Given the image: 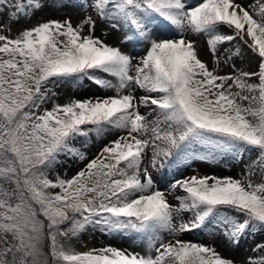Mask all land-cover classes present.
<instances>
[{"label": "snow or ice", "instance_id": "snow-or-ice-1", "mask_svg": "<svg viewBox=\"0 0 264 264\" xmlns=\"http://www.w3.org/2000/svg\"><path fill=\"white\" fill-rule=\"evenodd\" d=\"M42 7L41 0H0V20L18 22ZM86 7L114 28L128 24L149 45L138 63L94 36L91 15L75 27L49 20L16 38L0 34V264H235L215 247L180 236L215 224L239 243L247 230L264 229V172L260 183L251 169L242 179L175 180L170 187L184 195L173 206L145 160L151 149L156 168L161 157L187 158L208 145L255 149L264 169V0L248 7L235 0H89ZM158 21L174 35H157ZM5 29L10 32L0 23V33ZM188 32L206 35L213 56L218 44L239 39L256 56L257 69L209 70ZM85 79L115 95L64 104L52 99V82ZM110 132L116 138L74 176L49 178L62 156L87 159L75 147L78 138ZM183 212L192 218L183 219ZM92 225L134 234L146 253L111 245L76 251L72 241ZM245 264H264V255Z\"/></svg>", "mask_w": 264, "mask_h": 264}, {"label": "rangeland", "instance_id": "rangeland-1", "mask_svg": "<svg viewBox=\"0 0 264 264\" xmlns=\"http://www.w3.org/2000/svg\"><path fill=\"white\" fill-rule=\"evenodd\" d=\"M57 1V2H56ZM43 7L41 10L46 9L45 15V21L49 20H56L58 21H64V20H73V17L78 14L81 15L83 19H85L86 16L91 15L93 19L95 20V26L97 28H100L102 32H106L107 34L111 35L112 37L116 38L119 42L116 44V47L120 48V50L126 54H129L133 56L134 63H138L139 58L142 57L147 50H144L143 48L146 47L145 45L141 48L142 50L137 52H130V47L136 48L137 45H142V42L139 41V37L135 35L136 38V44L134 42H130L129 39L125 36H129L132 34V30L129 27L128 24L122 23V28L120 30L113 29L109 26L111 23L110 20L102 19L98 17L94 10L91 8L86 7V4L89 2V0H41ZM200 2V0H186V3L190 5H196ZM235 2H237L235 0ZM57 4V6H56ZM41 10L35 12L34 15H30L28 17H24L19 19L17 22L16 20L9 21L7 17H4L3 20H0V23L8 24L10 27V32L5 29L2 33L4 35H8L10 38H16L24 29L31 28L29 26V23H31L34 19H37L39 13H41ZM88 11V12H87ZM249 11H252L249 9ZM43 16V15H42ZM160 22L158 21L157 25H159ZM153 25L154 28L157 29V32L160 30L167 29L168 26L161 24V26ZM131 30V31H129ZM226 32L231 35L232 33L225 28ZM129 32V33H128ZM187 39H190L195 42V46L198 51L199 58L207 64L209 70H215L217 74L219 75H229L233 74L234 71H244V72H253L257 69L258 60L256 56H254L251 51L243 44L242 41L239 39H234L230 42H224L217 45V48L220 50L218 51L216 48V55L213 56L212 53L209 51L208 48V37L203 34H194L192 32H188L185 34ZM133 36V34H132ZM126 37V42L124 41ZM149 47V45H147ZM239 50L240 55H234V53ZM231 56V60H228L227 57ZM240 57H242L241 60ZM218 58V62H217ZM239 58V59H238ZM224 60L227 61V63L222 64ZM231 62V64L235 65V70L233 67H226ZM231 69V70H230ZM100 78L102 79H113L112 77H108L104 74H98ZM255 80L256 78L253 77ZM252 78V79H253ZM252 81V80H251ZM250 81V82H251ZM50 94L54 92L56 95L60 92L62 93L61 100L64 103L69 102L71 99H78V100H84L87 98H94V97H106V96H112L115 95L114 90L110 89H104L96 85L94 82L90 80H83L78 85L72 84L69 82H52L49 84ZM235 91V89H233ZM99 91V92H98ZM99 94V96H98ZM137 95H142L143 93L141 91H137ZM52 97L53 100L58 102L57 96ZM44 107L51 108L52 102L49 101L44 105ZM149 111L148 109L141 108L142 113H146ZM117 133L110 132L106 133L101 137H97L95 134L91 135V141L92 146L89 148H86V150H82L77 144L76 141L74 142L75 147L79 149L81 152L85 153L87 156V159L85 161H79L75 158L62 156L60 158V162L56 165V168L53 173L50 174V179H55L56 174L58 173L61 177L67 179L74 176L79 170L84 168L85 164L88 160H91L92 158L96 157L98 153L101 151V149L107 144L109 141L116 138ZM87 139V138H86ZM210 147L208 145H199L197 146L196 152L193 155H190L187 158H180L177 159L175 156H173L170 159H165L161 157L162 166L158 165L156 168H152L150 165L151 160V149L147 152V158L145 160V164L149 167V170L152 174L153 181L156 185V187L165 192L166 196L168 194V191L170 192H176L177 196L184 195L182 191L179 189H172L170 185L175 180L183 179L186 177H191L193 175H209V176H218V177H232L235 179H242L251 169L255 172V176L253 177V180L255 183H260L262 176L261 173L264 172V169L257 166V160L259 158L258 151L255 149H248V150H242L240 153L232 152L230 155H234V161L238 165L241 166V170L237 175H229L228 173L224 172L223 170H220L218 168L214 169V165H211L212 167H208L206 171H196L194 170V167H192L190 164L192 162H195L194 156L195 154L199 153L201 147ZM238 155H240V158L238 160ZM241 155L243 159L241 160ZM185 161H190L185 165ZM194 165V163H193ZM169 183V184H168ZM58 191V190H55ZM168 199V197H167ZM170 202V201H169ZM172 204V202H170ZM173 206H178V201L176 199L175 204H172ZM181 217L185 220H189L192 218L191 212H183L181 213ZM105 231H103L99 226H88L84 231H82L78 238L74 239L72 241V244L75 248V250H80V252L87 251L88 249L92 248H101L105 246H113L118 249H123L122 245L119 243H116L117 241H109L104 239ZM134 236V234H131ZM167 237V234H165ZM129 238V237H128ZM139 239V238H137ZM180 239L185 241H192L195 243H199L202 245L212 246L215 247L218 253H220L223 257L231 259L235 261V264H245L246 260L249 257L257 258V255H260V251L262 248L258 251H254V249L257 248V245H264V229H261L257 227L256 229H249L247 230L244 235L239 239V243H236L237 251H239L238 256L232 257L227 256V253L225 252L223 246L220 242L216 239L214 234L208 231L206 228L204 229H196L192 232H185L181 234ZM140 240V239H139ZM144 246L145 243H144ZM264 249V248H263ZM146 250V247H145ZM133 251V250H132Z\"/></svg>", "mask_w": 264, "mask_h": 264}, {"label": "bare ground", "instance_id": "bare-ground-1", "mask_svg": "<svg viewBox=\"0 0 264 264\" xmlns=\"http://www.w3.org/2000/svg\"><path fill=\"white\" fill-rule=\"evenodd\" d=\"M236 1H237V3H240V4L244 5L245 7H248L250 5L257 3V0H236ZM56 6H57V4H56ZM48 8L49 7H47L46 9H48ZM46 9L41 10V13H39V15L37 16L38 18L34 19L31 23H29V26L32 25L31 27H33V26L37 25L38 23L46 22L45 21L46 20L45 15H44L46 13ZM249 9L252 10V8H249ZM78 14H76L73 17V20L71 21L74 27L80 25L84 21L82 16L78 15ZM113 23H115V22L111 21L109 26L111 28H113L114 30L115 29L120 30L122 28V22L119 24V27H116V28L112 27ZM87 30H88L87 25H85V32H87ZM221 33L226 34V35L229 34L228 32H226L225 28H221ZM157 35L172 36V35H174V32L170 28H167V29L163 28V30H160L157 32ZM94 36L99 37L100 39H102L104 41V43H106L110 46L116 47V44L118 42V40H116V38L112 37L111 35L107 34L106 32L105 33L102 32L101 29L97 28L96 26H95V30H94ZM134 37H135V35L132 36V34H130L129 36H127V39H129L131 42L132 40H134L133 39ZM147 48L148 47H144L143 49L147 50ZM129 49H130V52H137V51L142 50L138 47L137 48L130 47ZM217 50L219 51L220 49L217 48ZM241 59H242V57H240L239 60H241ZM221 63L224 64V63H227V61L224 60ZM228 64H230V66L227 65L226 67L232 68L233 64H231V62H229ZM253 81H255L254 78L252 79L251 82H253ZM61 95H62L61 92L56 95L58 97L57 101L60 104H64V102L61 100V98H63V96H61ZM98 96H99V94H98ZM76 144L82 150H86V148H89L90 146L93 145L91 138L86 139L85 137L78 138L76 140ZM198 152L199 153L195 154V156H194L195 162H192L190 164L192 167H194V170H196V171H206V169H208V167H212L211 165H214V167H215L214 169L218 168L220 170H223L224 172L229 174L227 176H231V175H237L241 170V166L238 165L237 163H235V161H234L235 156L230 155L232 152H225V151H221L219 149H214L212 147H206V146L201 147ZM239 158H240V155H238V160H239ZM193 163H194V165H193ZM167 197H168V200L170 202H172V204H175L177 193L168 191ZM205 228L208 231L210 230V232H212L214 234V236L216 237L218 242H220L221 245L223 246L225 252L227 253V256L232 257L233 259H234V257L238 256L239 251H237L236 243L229 241L225 237V235L223 234L222 228L216 226L215 224H210ZM105 233L106 234L104 235V239L109 240V241H115L116 240L117 241L116 243L121 244L123 249H128L129 251L133 250V252H138L141 254L146 253V250H145L146 246H144V242L137 239L135 236H133L131 234H119V233H114V232H105ZM76 251H80V250H76ZM260 253L261 254L257 255V257L264 255V249L263 248L260 251ZM252 258H254V257H252Z\"/></svg>", "mask_w": 264, "mask_h": 264}]
</instances>
